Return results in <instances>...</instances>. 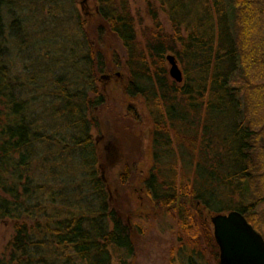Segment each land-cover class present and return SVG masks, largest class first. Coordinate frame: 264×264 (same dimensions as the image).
Returning <instances> with one entry per match:
<instances>
[{
	"label": "trees",
	"instance_id": "16d2710c",
	"mask_svg": "<svg viewBox=\"0 0 264 264\" xmlns=\"http://www.w3.org/2000/svg\"><path fill=\"white\" fill-rule=\"evenodd\" d=\"M16 1L0 0V222L8 221L12 230L0 264H111L114 255L124 264L133 256L130 226L98 177L99 159L109 161V155L92 141L89 130L98 123L87 118V110L103 101L99 75L119 67L116 57L109 62L103 53L101 41L109 35L125 51L124 98H140L151 118L152 164L143 180L151 208L173 216L193 242L179 248L180 264H204L191 236L196 215L237 211L264 240V0H157L172 35L162 30L146 0L158 31L142 48L128 0H96L97 19L78 39L82 58L68 59L74 82L54 83V115L71 117L65 136L54 144L61 153L79 150L92 160L80 156L77 187H71L73 180L56 192L39 183L38 166L46 163L40 148L48 136L35 126L24 89L6 67V28L13 25V40L26 44L21 20L5 25L4 11L11 17ZM167 52L183 66L181 83L166 73ZM56 65L65 70L62 62ZM134 109L127 111L132 115Z\"/></svg>",
	"mask_w": 264,
	"mask_h": 264
},
{
	"label": "rangeland",
	"instance_id": "374dc122",
	"mask_svg": "<svg viewBox=\"0 0 264 264\" xmlns=\"http://www.w3.org/2000/svg\"><path fill=\"white\" fill-rule=\"evenodd\" d=\"M149 1L152 3L150 12L155 13L162 30L172 35L171 22L165 9H161L157 0ZM15 4L11 7V17H6L4 11L5 25L9 26L12 20H21L23 29L19 35L23 36L26 44H20L19 40L15 42V32H11L13 25L7 27L5 48L8 49V56L5 62L10 75L15 79V84L24 89L23 98L29 104L28 113L37 118L35 126L39 127L41 134L48 136L40 148L41 157L46 158V163L42 162L44 165L38 166L41 170V174L39 171L38 174L42 176L39 183L43 184L47 191L53 192L65 189L64 183L73 180L71 187L73 184V187H77L75 180L80 169L79 157L83 155L85 160L91 161L92 156L86 152L80 155L79 150L69 154L57 150L55 139L65 136L67 129L64 123L70 122L71 117L68 114H64L62 118L54 115L58 108L54 83L56 78H64L65 85L74 82L73 73L69 72L71 65L68 59L76 61L82 58L83 50L78 47V39L81 37L80 31L88 32L90 25L97 19L96 0H19ZM128 4L135 35L142 48L145 46V38L154 35L158 29L150 17L146 0H128ZM190 6L186 2L185 9ZM9 10L10 8L7 13ZM101 46L106 60L110 62V59L116 57L119 67L115 68L113 65V68L99 75L97 86L103 101L92 111L87 110V118L97 121L98 127H90L89 134L98 151L104 148L103 156L107 158L109 155L110 159H99L101 163L96 167L99 168L98 177L105 185L109 203L125 218L133 234L131 236L135 246L134 253L124 264H180L178 250L182 244L192 245L191 237L182 235L181 228L173 216L151 208L143 188L144 177L152 164L151 118L140 98L128 101L123 96L127 72L125 51L121 43L109 35L103 39V43L101 41ZM168 55H173L184 78L181 62L174 53L167 52L164 56V66L170 80L173 79L169 75L170 65L166 60ZM57 61L64 64L66 71L63 67H57ZM44 64L46 68H42ZM72 90L73 87L70 88V91ZM65 105V102L60 104V109ZM132 106L135 108L134 114L130 115L127 108ZM65 139L71 146L68 137ZM50 161L59 165H51ZM126 164L129 169H124L127 174L121 177ZM180 166L179 163V169ZM83 188V191L88 190L87 183H84ZM74 195L76 196V193ZM59 202L57 199V206ZM210 218V215L194 216L192 221L195 230L191 236L198 240L197 246L204 264H219V252ZM11 236L10 223L0 222V254ZM117 257L112 256L111 264H121Z\"/></svg>",
	"mask_w": 264,
	"mask_h": 264
},
{
	"label": "water",
	"instance_id": "95a60500",
	"mask_svg": "<svg viewBox=\"0 0 264 264\" xmlns=\"http://www.w3.org/2000/svg\"><path fill=\"white\" fill-rule=\"evenodd\" d=\"M169 75L181 83L182 73L173 55L166 56ZM213 237L219 251V264H264V240L237 212L219 213L210 218Z\"/></svg>",
	"mask_w": 264,
	"mask_h": 264
}]
</instances>
